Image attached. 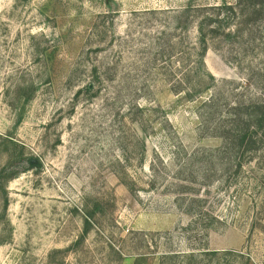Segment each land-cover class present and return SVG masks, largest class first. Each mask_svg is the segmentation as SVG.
I'll return each mask as SVG.
<instances>
[{
	"label": "rangeland",
	"instance_id": "374dc122",
	"mask_svg": "<svg viewBox=\"0 0 264 264\" xmlns=\"http://www.w3.org/2000/svg\"><path fill=\"white\" fill-rule=\"evenodd\" d=\"M189 2L0 0V264H135L138 253H149L139 264H209L165 256L208 248L264 264L255 179L238 203L217 202L225 224L208 236L176 206L173 187L148 184L152 160L172 170L187 151L222 144L200 137L197 102L172 89L187 31L167 30L171 14L151 11ZM169 40L185 43L171 51ZM238 42L212 45L206 67L219 80L252 78L260 93L264 21ZM219 258L212 264L246 261Z\"/></svg>",
	"mask_w": 264,
	"mask_h": 264
},
{
	"label": "trees",
	"instance_id": "16d2710c",
	"mask_svg": "<svg viewBox=\"0 0 264 264\" xmlns=\"http://www.w3.org/2000/svg\"><path fill=\"white\" fill-rule=\"evenodd\" d=\"M151 11L153 14L160 11L171 14L172 25H166L164 28L167 30L184 28L187 31L186 49L181 52L184 73L177 83H173L172 89L177 94L185 93L189 101L197 102L200 137L220 138L222 144L187 151L185 164L172 170L164 160H152L148 184L156 189L162 183L166 191L173 187L176 206L191 217L202 236H208L211 231L225 224V217L217 213L218 201L222 203L224 199L233 198L238 203L252 187L254 179L258 186L264 188V80L260 81L263 86L260 93L253 92L252 78L238 82L219 80L206 67L205 58L212 45L234 46L238 40L250 38L255 25L264 21V0H223L217 3H195L190 0L178 9ZM192 32L194 36H191ZM181 42L169 40L167 44L172 51L176 50L178 44L185 43ZM165 52L160 54L164 56ZM177 63L181 65L180 60ZM184 75H187V79ZM138 110L142 108L138 107ZM142 124L141 129L146 131ZM167 170L174 175L169 178L171 181L163 175V171ZM122 176L123 183L136 193L133 186L135 179L129 181ZM219 191L224 193H219L222 195L220 200L216 198ZM139 233L144 241H148L149 234L143 231ZM148 255L138 253L135 264ZM168 255H183L187 261L201 256L209 264L220 259V256L236 255L246 258L244 263L238 264H256L250 255L246 257L244 252L239 251L208 248L200 253L187 251L165 254Z\"/></svg>",
	"mask_w": 264,
	"mask_h": 264
}]
</instances>
